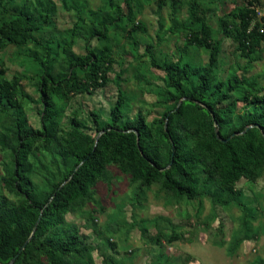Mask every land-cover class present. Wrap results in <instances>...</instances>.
<instances>
[{"label": "rangeland", "instance_id": "obj_1", "mask_svg": "<svg viewBox=\"0 0 264 264\" xmlns=\"http://www.w3.org/2000/svg\"><path fill=\"white\" fill-rule=\"evenodd\" d=\"M111 1L125 14L130 8L134 24L139 23L144 31L130 32L131 25H127L124 16L115 29L107 31V39L99 41L92 35L106 22L110 12L108 0H42L43 6L52 11L51 25L34 31L33 41L26 45L0 47L3 78L19 79L16 95L19 109H10L7 114L0 107V193L13 203H19L22 198L8 192L1 179L5 168L13 164L10 145H16L12 132L15 120L25 121L27 127L41 134L45 127L53 128L58 138L77 127L96 139L99 128L109 124L110 112L119 97L125 120L141 113L151 121L172 106L162 102L165 72L152 65L146 53L148 46L158 63L164 60L175 63L180 56L183 62L194 67L208 63L209 50L185 48L186 33L180 29L174 33L168 30L170 0ZM176 1L178 20L187 19L193 7L212 27L213 40L220 41V53L212 70L215 81L226 83L234 74L247 85L256 82L264 88V42L258 52L244 58L238 44L228 35L230 27L225 25L229 21L237 23L231 14L241 6L254 8L256 16L251 25H263L264 0ZM24 4L35 11L36 19L45 16L34 0H0V27L2 21L16 15ZM76 25L78 29L73 34ZM199 28V24L193 27ZM66 44H71L70 49L63 52L62 46ZM86 45L97 50H103L104 45L110 48L107 82L91 91H77L64 80V90L55 87L52 91L53 107L47 114L39 92L40 62L46 58L47 47L56 56L52 73L62 76L67 72L69 58L78 61L86 54ZM263 93L264 89L260 94ZM236 99L234 95L233 102L226 105L241 114L246 105L235 102ZM27 167L30 178L42 193H48L50 185L58 182L63 174L44 135L34 144ZM107 169L109 183L99 181L91 190V198L73 203L64 218V227L76 226L82 240L93 248L84 257H68L70 264L81 261L89 264H264V167L258 170L254 181L240 179L236 183L245 208L235 202L219 204L212 197L178 200L159 184L140 192L137 182L117 164H109ZM30 260L32 264H49L47 257L39 252L32 253Z\"/></svg>", "mask_w": 264, "mask_h": 264}, {"label": "trees", "instance_id": "obj_2", "mask_svg": "<svg viewBox=\"0 0 264 264\" xmlns=\"http://www.w3.org/2000/svg\"><path fill=\"white\" fill-rule=\"evenodd\" d=\"M34 1L45 16L36 19L35 11L24 4L16 15L2 21L0 47L26 45L33 41L34 31L51 25L52 11L43 6L42 0ZM108 1L110 12L106 22L93 37L106 40L107 31L115 29L124 16L127 25H131L130 32L144 31L139 23L134 24L130 8L125 14L120 6ZM176 5V0H170L168 30L184 31L185 48L207 49L209 59L203 67L183 62L181 56L175 63L168 60L158 63L148 46L146 53L152 65L165 72L162 102L172 105L162 115L148 121L137 113L125 120L119 97L110 112L109 124L99 128L100 135L96 139L77 127L58 138L53 128L45 127L41 134L27 127L25 121H14L12 132L16 145H10L13 164L5 168L1 180L8 192L22 200L13 203L0 193V264H8L16 255L13 264H32L30 259L34 252L43 253L49 264H70L68 257H84L90 253L93 248L82 240L76 226L64 227V218L73 203L91 198V190L99 181L109 183L107 168L112 163L132 176L140 192L159 184L178 200L212 197L216 203L235 202L245 208L241 202L242 192L235 186L240 179L254 181L258 170L264 167V93L260 94L264 88L256 82L247 85L234 74L226 83L215 81L212 70L220 53V41L213 40L212 27L195 8H191L187 19L178 20ZM231 15L237 23H225L226 28L230 27L228 35L238 44L241 56L247 58L258 52L264 42V23L251 25L256 12L248 6L235 8ZM197 24L199 30L193 29ZM70 45H63L62 51L66 52ZM50 50L47 47L39 74V92L47 114L53 107L50 95L55 87L65 89L64 80L77 91H91L107 82L111 65L108 45H104L103 50L86 45V54L78 61L69 58L67 72L62 76L52 73L56 56ZM3 76L4 70L0 69V107L8 114L10 109L20 107L16 99L19 79L6 80ZM234 95L237 96L235 102L246 105L241 114L226 105L233 102ZM41 135L51 145L63 170L48 193L38 191L27 167L32 148ZM25 243V248L18 253Z\"/></svg>", "mask_w": 264, "mask_h": 264}, {"label": "water", "instance_id": "obj_3", "mask_svg": "<svg viewBox=\"0 0 264 264\" xmlns=\"http://www.w3.org/2000/svg\"><path fill=\"white\" fill-rule=\"evenodd\" d=\"M216 134H218L217 131H216ZM97 138H98V137H97ZM225 141H226V140H225ZM171 163H172V162H170L169 166L171 165ZM34 230H35V228H34ZM34 230H33V232H34ZM25 245H26V243L20 248V250H19L18 253H20V252L25 248ZM16 257H17V255H16L15 257H13L12 260H11L8 264H13V263L15 262V260H16Z\"/></svg>", "mask_w": 264, "mask_h": 264}]
</instances>
